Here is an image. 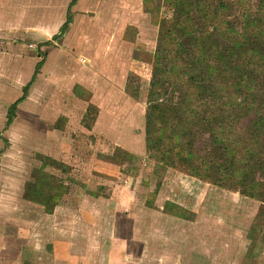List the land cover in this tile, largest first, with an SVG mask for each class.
<instances>
[{
	"label": "rangeland",
	"instance_id": "obj_1",
	"mask_svg": "<svg viewBox=\"0 0 264 264\" xmlns=\"http://www.w3.org/2000/svg\"><path fill=\"white\" fill-rule=\"evenodd\" d=\"M71 1L0 0V264H116L121 236L124 264L263 261L264 0Z\"/></svg>",
	"mask_w": 264,
	"mask_h": 264
},
{
	"label": "trees",
	"instance_id": "obj_2",
	"mask_svg": "<svg viewBox=\"0 0 264 264\" xmlns=\"http://www.w3.org/2000/svg\"><path fill=\"white\" fill-rule=\"evenodd\" d=\"M76 1L77 0H72L71 3L69 4V6L73 5ZM171 1L176 2L177 4H181V3L177 2V0H171ZM71 21H72V17L69 13L66 16L65 22L60 27L58 35H54L53 38H57V37L62 36L66 32L68 25L71 23ZM48 43L49 42H45L43 44H48ZM41 62H39L36 65L34 74L31 77L32 80L35 79L37 73L39 72L38 70L40 69V67L42 65ZM191 79L193 80L192 77H191ZM199 88H201V87L199 86ZM152 91H153V89H150L149 95H150V93H152ZM25 93H26V87L23 89V97H20L15 102V104H17L18 101H20L24 98ZM10 112L12 113L13 110H10ZM168 114H169V107H167L166 103L162 104L159 100H154V103H151V102L148 103L147 113L145 116V128H146L145 145H146L147 151H150L156 147L155 150L160 151L162 153L161 160H162L164 165H167L168 167H180L181 168V166H183L184 164L190 163V161H191L190 158H191V153H192L191 149L186 145H185V148L182 145V147H179L176 150L170 149L172 146L164 143L165 141H162L161 138L158 137L157 134H155L153 132L154 127H157L160 125L162 127L168 128L167 123L170 120L167 118ZM158 123H159V125H158ZM197 123H199V122H197ZM210 123L211 122H207L208 126L210 125ZM201 127H202V125H201ZM217 127L218 126L214 127V129ZM199 128L200 127L197 126V129H199ZM174 131L175 130H172V133ZM175 134H177V132H175ZM186 134L187 133H182V136H185ZM176 138L178 139V135H176ZM170 152L172 153L171 155L169 154ZM214 163H215V161H214ZM229 166H231V164ZM218 168L221 169L222 167L220 165H218ZM41 188L44 189L43 187H41ZM42 195L40 194V196H42ZM50 198L51 197L47 195L46 199L44 200V205H46V206L48 205V200Z\"/></svg>",
	"mask_w": 264,
	"mask_h": 264
},
{
	"label": "crops",
	"instance_id": "obj_3",
	"mask_svg": "<svg viewBox=\"0 0 264 264\" xmlns=\"http://www.w3.org/2000/svg\"><path fill=\"white\" fill-rule=\"evenodd\" d=\"M77 1H79V0H77ZM77 3V2H76ZM76 3H75V5H76ZM74 5V6H75ZM72 17V16H71ZM73 23V18H72V21H71V23L68 25V27L71 25ZM68 29V28H67ZM47 42V41H46ZM37 76V75H36ZM119 134H121V133H119ZM88 135H90V133H89V130H88ZM142 137H140V139H141ZM88 148V147H87ZM91 147H89V149H90ZM125 148H127V147H125ZM143 153V148L141 149V150H139V154H142ZM94 164H95V162H94ZM128 181V180H127ZM126 181V182H127ZM138 187L139 185H137V183L135 184V187ZM137 191V190H136ZM135 191V192H136ZM90 214H92V213H90ZM122 224H121V222H120V228H122V226H121ZM251 230H252V225H251ZM260 232V231H259ZM113 237H115V236H113ZM253 238V237H252ZM117 239H119L118 240V244H117V246H116V249H117V251H118V256H116V259L118 260L117 262H115L116 264H124L125 262H126V260L129 258V256H133L134 255V257L135 258H138L139 257V255L141 254V247L143 248V244H144V240L143 239H137V241L135 242V249H134V251H133V255L131 254H129L128 253V251H127V247H128V245H127V240H125V243L123 242V239H124V237L123 236H121L120 238H117ZM102 241V240H101ZM140 241V242H139ZM103 242L105 243V240H103ZM143 244H142V243ZM124 243V244H123ZM251 243H252V241H251ZM256 244V243H255ZM255 244H253V245H251V264H255L254 263V258H253V247L255 246ZM257 244H260L261 245V247H262V254H263V261H261V262H259V263H256V264H264V231L262 232V233H259L258 235H257ZM56 246H57V248H62L63 247V244L62 243H57L56 244ZM112 246H114V245H112L111 243L109 244V252L108 253H106V251H105V249H106V247L107 246H105V244H104V246H102V248L104 247V253L105 254H102V251H101V253L99 252V251H96V250H93V258L90 260V258H89V253H90V251L89 252H87L86 254H87V263H89V262H94V261H96L97 260V256H99V261H100V263H102V264H113L112 263V253H111V249H112ZM32 248V247H31ZM30 248V249H31ZM144 248H145V244H144ZM32 250V249H31ZM63 252H59L58 251V253L57 254H55L54 256L56 257V258H59V260H61L64 264H68V263H70V264H79V263H81L82 261H83V257H79V256H77V255H75V253H74V255H69V253H66L64 250H62ZM67 255H69V256H67ZM62 258V259H61ZM63 259H66V260H63ZM205 263H207V258H206V262ZM215 263H217V261L215 262ZM244 263V261H241V264H243ZM137 264V263H136ZM238 264H240V261H238ZM248 264H250V263H248Z\"/></svg>",
	"mask_w": 264,
	"mask_h": 264
}]
</instances>
